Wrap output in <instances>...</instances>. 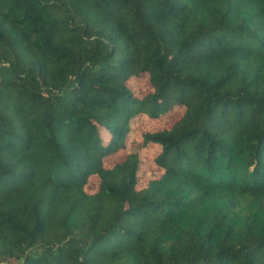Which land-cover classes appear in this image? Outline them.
I'll return each mask as SVG.
<instances>
[{
  "label": "trees",
  "instance_id": "1",
  "mask_svg": "<svg viewBox=\"0 0 264 264\" xmlns=\"http://www.w3.org/2000/svg\"><path fill=\"white\" fill-rule=\"evenodd\" d=\"M0 264H264V0H0Z\"/></svg>",
  "mask_w": 264,
  "mask_h": 264
},
{
  "label": "rangeland",
  "instance_id": "2",
  "mask_svg": "<svg viewBox=\"0 0 264 264\" xmlns=\"http://www.w3.org/2000/svg\"><path fill=\"white\" fill-rule=\"evenodd\" d=\"M129 86L137 96H143L151 91V85L147 74L131 78L128 82ZM182 113L181 108H177L173 112L163 115L161 118L154 119L145 115H138L130 121L129 133L127 136V147L119 150L106 158V165L113 166L117 162L122 161L128 152L137 151L140 158L139 183L138 187L147 185L149 179L158 177L163 172V168L155 162V156L159 152L160 147L157 144L147 143L143 139L146 132H154L169 128ZM100 180L97 175L91 177L90 182L86 186L88 192H94L99 189Z\"/></svg>",
  "mask_w": 264,
  "mask_h": 264
}]
</instances>
